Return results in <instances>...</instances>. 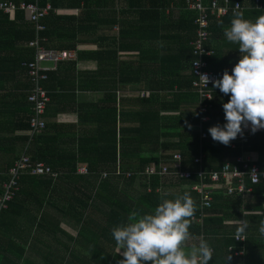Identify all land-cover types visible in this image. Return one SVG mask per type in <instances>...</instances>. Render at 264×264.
Masks as SVG:
<instances>
[{
	"label": "trees",
	"instance_id": "1",
	"mask_svg": "<svg viewBox=\"0 0 264 264\" xmlns=\"http://www.w3.org/2000/svg\"><path fill=\"white\" fill-rule=\"evenodd\" d=\"M3 1L32 3L36 0H0ZM186 1L38 0L43 7L50 4L51 9L37 23L30 21L23 10L11 13L0 10V101L10 97L20 104V111L24 113L19 120H14V126L24 131L20 138V155H28L32 163L43 162L56 173L55 176L30 173L19 176L17 189H12L7 207L0 211L2 252L5 245L16 246L19 257H23L22 263L29 264H36L29 261L35 252L41 256L43 264H118L122 257L117 252L111 229L126 222L132 212L143 214L153 210L163 193L172 198L184 191L194 202L193 215L189 218L190 236L185 243L189 246L191 241L196 243L204 239L212 251L208 264L229 263L235 253L251 248L255 239H261L258 228L259 221L264 219V179L257 184L247 180L245 186L251 191L245 194L230 195L225 190L220 195L216 190L201 222L200 196L184 187L198 182V178L175 179L146 172L148 167L163 162L176 170L170 161L176 153L182 157L183 169L186 165L195 166V159L201 157L206 172L221 171L226 161L246 152L259 154L254 163L264 171V128L253 132L247 143L237 142L235 148L231 141L224 145L212 140L207 131L213 124H223L222 103L228 96L211 85V99H202L193 85L196 76L191 70L194 55L190 42L197 30L195 14L187 10L177 23L166 14L172 7L186 9ZM211 1L205 0V4L210 5ZM217 1L223 4V0ZM256 1L229 0L228 5L239 2L242 6L239 11L244 17L254 19L264 13V0ZM60 7L78 9L79 13L59 14L57 9ZM232 16L231 12L222 17L209 14V45H214L215 40L224 35L223 30ZM37 24L44 28L38 30ZM113 29L117 32L109 34ZM35 40L48 49L75 50L77 53L76 60L60 62L40 82L48 91L50 101L68 95V90L72 94L76 91L103 93L95 103L77 104L80 131L67 134L72 142L78 134L76 148H67L69 142L59 133L49 135L50 127L55 126L46 121L50 101L43 114L45 128L42 132H33L30 126L33 110L27 100V91L32 85L26 80L27 70L23 63L34 61L36 48L30 43ZM159 41L161 47L157 49ZM93 42L101 47L97 50L78 48L80 44ZM225 44L227 42L221 43L222 46ZM213 48L214 55L207 58L208 69L220 73L225 69L230 71L239 55H227L218 46ZM130 51L138 55L136 68H125V61L120 60ZM85 60H96L98 70L95 73L79 70L78 62ZM184 66L189 68L188 75L180 73ZM63 70L66 71L64 76ZM150 72L171 82V86L153 87V92L178 85L174 101L166 102L154 93L141 92L133 98L138 104V110L131 113L133 126L124 128L120 125L125 114L119 113L118 78L122 82H141ZM22 76L25 81L20 79ZM22 81L24 92H13L15 83ZM57 88L61 89L60 94ZM186 89L194 92L197 109L170 114L179 109L180 91ZM202 105L208 106L207 112H201ZM204 114L210 118L201 122ZM184 127H189L190 133ZM202 133L207 137H202ZM0 151H7V148H0ZM90 158V163L95 158L97 167L88 164L87 172H79V164ZM14 162L6 161L0 165V194L3 184L10 179L9 171ZM241 207L247 228L238 233L235 227L239 225L225 223V219L242 216L234 211ZM236 234L243 235L244 239L237 240ZM260 245L261 252H258V246L254 249L264 256V243ZM0 259L1 264L19 263L9 255L0 256ZM256 264H264V259H259Z\"/></svg>",
	"mask_w": 264,
	"mask_h": 264
},
{
	"label": "clouds",
	"instance_id": "2",
	"mask_svg": "<svg viewBox=\"0 0 264 264\" xmlns=\"http://www.w3.org/2000/svg\"><path fill=\"white\" fill-rule=\"evenodd\" d=\"M223 34L228 42L237 45L239 56L230 71L225 69L211 81L212 88L219 89L228 99L222 103L223 124H213L207 131L212 140L227 145L244 127L251 132L264 128V13L249 19L235 11ZM200 75L207 85L206 74ZM167 196L163 193L150 212H132L126 222L111 229L122 257L118 264H208L212 259L211 248L204 239L185 244L193 215L190 194L184 191L172 198ZM246 228L247 222L241 221L237 232ZM258 233L264 238V219L259 221Z\"/></svg>",
	"mask_w": 264,
	"mask_h": 264
},
{
	"label": "built area",
	"instance_id": "3",
	"mask_svg": "<svg viewBox=\"0 0 264 264\" xmlns=\"http://www.w3.org/2000/svg\"><path fill=\"white\" fill-rule=\"evenodd\" d=\"M259 1V0H257ZM256 1V2H257ZM229 0H223V4L217 0H212L210 5L205 4V0H187L186 9L193 11L195 14L194 24L197 26L196 35L190 42L192 48V54L194 59L192 62L191 70L196 76V80L193 85L199 92L202 99H211V93L209 87L212 85L213 79H218L222 73L213 72L208 69L207 58L214 55V48L209 45V30L210 25L209 14H215L217 17L226 16L228 13H234L242 9L239 2H236L234 6L228 5ZM51 9L50 4L41 6L36 0L32 3L21 1L14 3L12 1L0 2V10L6 13H11L16 10H23L30 21L37 23L40 18L46 16ZM44 26L37 24V29L42 30ZM31 46H35L36 53L35 59L29 63H23L26 66L27 74L26 80L29 81L32 87L27 91V100L32 104L33 115L30 118V126L32 131L36 133L42 132L45 128V120L43 114L46 104L50 101L48 91L42 87L40 82L47 78V72L55 70L60 62L76 60L77 53L74 50H54L40 46L38 41L30 43ZM200 74H206L208 77V84L204 82V77ZM208 110L207 105L201 106V112L205 113ZM209 120L208 115L201 116V122ZM253 132L243 128L242 133L238 134L232 142V148H235L236 143H247ZM202 137H207L206 133H202ZM182 157L180 153L173 155L170 161L174 163L176 170H171L167 162L160 163L159 166L148 167L146 172L159 173L162 176H169L175 179L190 180L194 177L198 178V182L186 185L187 188L196 191L200 196L201 202V219L204 215L205 209L211 206L213 201V194L216 190L225 188L227 194H245L251 191V188L247 189L245 183L247 180L252 184H257L260 180L264 179V171H261L259 167L251 159L244 155L233 158L226 161L221 171L206 172L201 165V157L195 159V166L181 164ZM197 165V167H196ZM79 172H87V167L78 168ZM30 173L37 176H55L56 173L52 171L49 165L43 162L32 163L31 158L28 155H21L15 160L13 166L10 168V179L3 184V193L0 194V211L7 207V201L11 199L12 189H17V179L21 174ZM196 217L194 218V220ZM237 240H243L244 236L236 235Z\"/></svg>",
	"mask_w": 264,
	"mask_h": 264
},
{
	"label": "crops",
	"instance_id": "4",
	"mask_svg": "<svg viewBox=\"0 0 264 264\" xmlns=\"http://www.w3.org/2000/svg\"><path fill=\"white\" fill-rule=\"evenodd\" d=\"M122 1V0H121ZM120 2V1H118ZM121 3V2H120ZM57 12L59 14H78L79 10L78 9H69L66 7H60L57 9ZM187 9L181 8V7H172V9H167L166 14L169 16V18L173 19L175 23L179 22V19L181 16L184 14L186 15ZM113 32H117L113 29V31L110 30L109 34H114ZM196 33H194L193 37L191 40L194 39ZM217 41L216 43L214 42L213 47H221L224 53L227 55H234L238 56V50L237 45L234 43H230L226 40V38L221 36L220 39L215 40ZM222 42H227L225 45H221ZM211 45V46H212ZM236 45V46H235ZM148 48V45H145ZM99 43H91V44H80L78 46L79 49H92V50H97L100 48ZM161 47L160 41L157 44V49ZM234 48L236 49L234 51ZM75 51V50H74ZM137 59L138 55H136L134 52L130 51L127 54H124L123 56L120 57V60H124L125 62L123 63V67L128 68L132 66L133 68L137 67ZM68 62V61H66ZM65 62H62V64ZM122 67V68H123ZM78 69L79 70H91L94 73L98 70V63L96 60L92 61H79L78 62ZM66 71L63 70V76L65 75ZM180 73L183 74H189V68L187 66H184V68L181 70ZM20 79H23V76L20 77ZM144 81L142 80L141 82H122L118 78V83H117V93H118V99H119V113H124L125 117L123 119V123L120 125L123 126L124 128H131L133 126V120H132V115L134 111L138 110V104L136 101L133 100V98L137 97L141 92L142 93H147V94H156L155 97L157 98H164L166 102L172 103L173 96L176 92H178V85L175 84L172 89H168L167 87L163 89V91H158V92H153L152 88L160 85H170L168 81H164L165 78L161 76H155L151 72L145 77L144 76ZM170 81V80H169ZM67 84V83H66ZM70 84V83H68ZM77 85V82L74 83ZM15 89L13 92L15 93H21L24 92L23 90V81L15 83ZM171 86V85H170ZM58 94L61 93V89L57 88ZM180 96L181 99H179V109L175 110L174 112H170V114H176V113H181V112H191L195 111L198 106V100L197 98L193 97L192 93H194L192 90H182L180 91ZM68 95L56 98L55 100L53 99L49 103V110L47 113L46 121L50 125H54L50 127L51 130L49 131L50 136L56 135L55 133L61 134L63 137V140H67L69 143L67 145V148H76V140L78 138V134H75V140L72 142V138L70 136L67 137L68 133H78L80 130L79 127V121H78V113H77V108H78V103H87V102H97L99 101L103 93L98 92V91H76V93L72 94L71 91L66 92ZM191 93V95H189ZM24 115L22 111H20V104L17 103L16 101L12 100L10 97L6 99V101L1 102L0 101V148H7V151H0V165L2 163H5L6 161H12L16 160V156H19L21 154V150L19 148L22 147V142L20 138L24 135V131L17 129L14 126V122L16 120H19V118ZM210 118V117H209ZM15 120V121H14ZM10 122H13V125L10 124ZM189 126V125H188ZM187 131V133H190V128L189 127H184ZM246 130H250L249 127H244ZM260 130V129H258ZM16 150V151H14ZM245 157L251 159L252 161H256L259 158V154L256 152H246L243 154ZM229 159V158H228ZM231 159V158H230ZM229 159V160H230ZM90 160L84 161L81 164H79L78 168H83L88 166V164H91V167H97L96 165V160H94L92 163H90ZM185 188L186 185H185ZM217 194H223L225 193V188L219 189L216 191ZM248 198L252 200L251 196L248 195ZM247 198V199H248ZM264 207V204H263ZM234 211L242 213V216L238 218H232V219H225V223H230V224H236L239 225L241 221H244L243 219V209L242 207L240 209H235ZM252 212V211H249ZM233 228V227H232ZM238 228V227H237ZM235 227V229H237ZM234 229V228H233ZM237 235V234H236ZM18 245H20V240L17 242ZM264 243V238L261 239H255L252 244H250L249 249L245 250H240L238 253H235L234 256L231 258V261L229 263L225 264H256V262L259 261V259H264V256H261V254L257 253V249H254L258 247L262 248V245ZM2 248H4V245L0 244ZM29 247V246H28ZM248 248V247H247ZM19 249L16 246H11V245H5V249L2 252V249L0 248V256L5 258L6 256H13L15 260H19L18 264H29L22 263L23 257H19ZM37 253L35 252L34 254L30 255V263L34 261L36 264H43L42 258L40 255H36ZM260 255V256H259ZM222 260V257L220 258ZM1 261V259H0ZM1 264V263H0Z\"/></svg>",
	"mask_w": 264,
	"mask_h": 264
},
{
	"label": "rangeland",
	"instance_id": "5",
	"mask_svg": "<svg viewBox=\"0 0 264 264\" xmlns=\"http://www.w3.org/2000/svg\"><path fill=\"white\" fill-rule=\"evenodd\" d=\"M191 243H194V241H191ZM186 244V243H185ZM187 245V244H186ZM122 250V249H121ZM263 249L262 248H260L259 250H258V252H261Z\"/></svg>",
	"mask_w": 264,
	"mask_h": 264
}]
</instances>
